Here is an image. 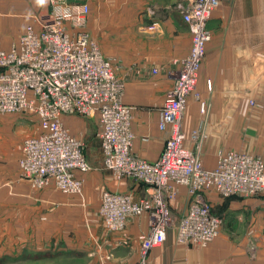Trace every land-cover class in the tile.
I'll use <instances>...</instances> for the list:
<instances>
[{
  "label": "built area",
  "instance_id": "built-area-1",
  "mask_svg": "<svg viewBox=\"0 0 264 264\" xmlns=\"http://www.w3.org/2000/svg\"><path fill=\"white\" fill-rule=\"evenodd\" d=\"M225 0H181L175 5L190 32L187 55L160 107L158 127L166 132L157 160L132 151L135 134L131 108L123 100L124 81L87 29V3L47 0L50 9L34 16L7 49H0V111L37 119L40 132L27 137L20 165L37 183L53 182L66 194L78 193L83 181L76 172L89 164L83 144L66 127L62 115L95 119L99 125L102 165L118 178L145 185L134 199L129 192L103 190L98 212L108 231L119 232L133 216L147 214L148 230L139 236L141 254L164 242L174 229L178 241L206 246L219 234L222 219L203 195L213 189L221 196L258 197L264 205V159L241 152H219L212 168L201 158L199 131L192 133L195 148L184 150L185 107L196 97L200 67L211 38L207 23ZM157 22L147 28L155 29ZM152 72L157 73V69ZM204 110V103H200ZM189 195L183 216L170 201L177 186Z\"/></svg>",
  "mask_w": 264,
  "mask_h": 264
},
{
  "label": "crops",
  "instance_id": "crops-1",
  "mask_svg": "<svg viewBox=\"0 0 264 264\" xmlns=\"http://www.w3.org/2000/svg\"><path fill=\"white\" fill-rule=\"evenodd\" d=\"M66 1L85 2L90 8L102 9L98 12L100 17L97 21L88 15L87 29L98 41L104 56L116 66V73L124 81L122 100L131 108V126L135 134L132 151L148 161L157 160L166 136V132L158 127L160 107L177 75L178 60L187 54L190 47L188 26L175 7L179 0ZM31 7L24 0H0V48H8L18 38L25 27L20 18L27 15ZM106 9H111L113 13L110 20L105 17ZM154 22L158 23L155 29L147 28ZM207 26L211 38L206 45L197 88L204 93L206 85H210L214 98L212 103L218 104H241L236 96L240 98L243 93L247 94L248 89L251 95L261 94L264 91V0L222 1L213 11ZM153 69H157V73L153 74ZM192 100L194 99L190 97L182 120L186 135L185 151L195 148L192 133L195 130L200 131L199 122L197 124L195 121L197 113L192 107ZM229 115L230 113L223 111L217 116L210 114L209 119L220 120L236 116ZM261 119L264 117L261 116ZM211 127V124L206 126L201 148V158L207 168L215 166L218 152L225 148V130L220 129L215 133ZM99 151L102 165L100 143ZM76 175L82 179V188L85 186V190L80 197H67L64 207L79 209L82 218L83 215H97L103 190L129 192L134 199L140 198L145 190V185L129 178L118 179L106 170L105 173L76 172ZM91 186L100 188L99 191L96 190L95 198L87 189ZM205 198L210 203L209 193H205ZM188 199L185 186L178 185L170 206L181 215L187 207ZM244 199H251L257 205L262 204L257 197ZM212 204L210 203L212 211L220 214L214 210ZM98 225H95V229L92 228V239H88L90 235L87 236L86 230L83 239L63 242V246L57 245L60 244L57 241L52 243L53 251L50 249L51 243L45 248H49V252L63 250L72 252L71 255H83L94 264L139 263L138 237L148 230L147 214L130 218L125 229L117 233H107L102 225ZM215 248L216 245L212 242L206 247L188 246L179 242L174 231L169 230L164 242L148 251L146 263L219 264L216 262ZM238 263L247 264V261L239 259Z\"/></svg>",
  "mask_w": 264,
  "mask_h": 264
},
{
  "label": "rangeland",
  "instance_id": "rangeland-1",
  "mask_svg": "<svg viewBox=\"0 0 264 264\" xmlns=\"http://www.w3.org/2000/svg\"><path fill=\"white\" fill-rule=\"evenodd\" d=\"M24 1L32 7L27 15L20 18L23 26L32 23L34 16L45 12L47 7V10L50 9L47 0ZM100 10L102 9L90 8L89 15L97 21ZM106 11L105 17L110 20L113 13L111 9ZM209 86L206 85L204 93L197 88V96H192L194 99L192 107L197 113L195 121L197 124L199 122L200 127V147L202 148L204 142L206 126L211 124L214 132L225 130V135L223 134L225 148L219 152L241 151L259 155L264 159V119H261V116L264 117V91L255 96L251 95L248 89L247 94L243 93L240 98L236 96L241 104H218L212 103L214 98ZM201 102L204 103L203 111L200 110ZM223 111L230 113L229 116L233 114L236 116L229 119H209L210 114L217 116ZM61 120L82 142L90 167L87 172L108 171L101 165L97 121L66 114ZM39 132L40 126L36 118L23 116L21 113L0 111V264H94L90 258L83 255H71L72 252L63 250L51 252L52 243L59 241L60 244L57 245L63 246V242L78 241L84 238L86 230L87 236L90 235L88 239L91 238V232L98 223V227L102 225L107 233L117 232L106 229L98 211L97 215L89 217L87 214L88 216L83 215L82 218L79 209L64 207L67 197L74 195L80 197L85 186L81 187L78 193L66 194L53 182L37 183L25 176L28 169L20 165L24 141ZM87 189L94 198L97 195L96 190H100L94 186ZM205 193H209L212 201L210 203H213L214 210L220 213L222 219L219 234L207 244L215 243L216 262L239 264V259H246L247 264H264V205H257L251 199H244L254 196H221L213 189L204 191V197ZM172 211L175 212L173 209ZM169 230L174 231L176 235L174 229ZM48 243H51L50 252L49 248H45ZM147 255L148 252L143 256L140 248L138 264H147Z\"/></svg>",
  "mask_w": 264,
  "mask_h": 264
},
{
  "label": "bare ground",
  "instance_id": "bare-ground-1",
  "mask_svg": "<svg viewBox=\"0 0 264 264\" xmlns=\"http://www.w3.org/2000/svg\"><path fill=\"white\" fill-rule=\"evenodd\" d=\"M172 86V85H171ZM185 144V143H184ZM100 203V202H99Z\"/></svg>",
  "mask_w": 264,
  "mask_h": 264
},
{
  "label": "water",
  "instance_id": "water-1",
  "mask_svg": "<svg viewBox=\"0 0 264 264\" xmlns=\"http://www.w3.org/2000/svg\"><path fill=\"white\" fill-rule=\"evenodd\" d=\"M179 1H181V0H179Z\"/></svg>",
  "mask_w": 264,
  "mask_h": 264
}]
</instances>
